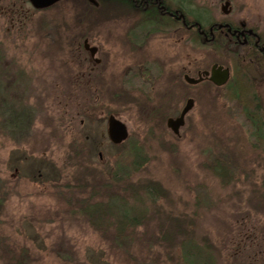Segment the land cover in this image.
Wrapping results in <instances>:
<instances>
[{"label":"rangeland","instance_id":"obj_1","mask_svg":"<svg viewBox=\"0 0 264 264\" xmlns=\"http://www.w3.org/2000/svg\"><path fill=\"white\" fill-rule=\"evenodd\" d=\"M221 4L216 0L206 7L219 17ZM190 7L196 8L193 15L208 19L204 7ZM228 9L235 22L264 32V0H231ZM38 15H46L51 27L40 30ZM18 26L11 28L0 15V83L5 99L30 118L13 129L14 121L0 115V264L9 248L15 254L22 246L31 264H179L174 243L183 234L169 248L152 245L148 239L163 233L157 232L160 226L188 229L212 264H264V85L259 101L247 106L256 104L261 113L252 115L262 125V138L254 134L243 105L224 95L226 87L205 83H184L180 107L187 97L194 103L175 135L165 120L177 112L162 113L172 103L148 97L139 83L137 91L120 85L117 63L102 82L76 79L83 62L74 59L75 43L64 36L65 22L53 10ZM211 57L207 52L202 61ZM236 89L233 84L227 93ZM110 114L128 129L119 144L107 136ZM117 169L129 172L128 178L122 174L128 186L157 183L161 195L135 200L147 212L144 227L111 247L71 202L116 177ZM80 187L87 192L71 194ZM138 193L136 198L143 191Z\"/></svg>","mask_w":264,"mask_h":264},{"label":"flooded vegetation","instance_id":"obj_2","mask_svg":"<svg viewBox=\"0 0 264 264\" xmlns=\"http://www.w3.org/2000/svg\"><path fill=\"white\" fill-rule=\"evenodd\" d=\"M221 1V6H229L231 0ZM213 3L216 0H55L37 8L31 0H0V15H5L13 28L15 24L21 27L38 12L53 10L65 22L68 34L64 36L69 43H75L74 59H82V70L76 79L102 82L105 73L115 71L110 64L117 63V75H122L120 85L133 91L139 83L146 88L140 92L148 97L157 95L154 98L172 103L162 110L177 112L167 116V127V119L182 114L187 99L194 101L192 96L187 97L180 107L184 83L192 87L213 85L212 69L221 67L220 71L227 68L229 73L228 82L221 87L229 85L237 67L232 61L234 51L241 60L243 80L247 86L253 85V97L259 101L257 91L264 85V32L258 25L235 22L227 16L229 12L221 10L223 15L216 16L206 7ZM192 5L204 7L201 9L208 19L193 15L196 8ZM111 8L115 13L109 15L106 12ZM38 17L40 30L51 27L46 15ZM207 52L212 57L203 62ZM185 76L197 82L188 83Z\"/></svg>","mask_w":264,"mask_h":264},{"label":"trees","instance_id":"obj_3","mask_svg":"<svg viewBox=\"0 0 264 264\" xmlns=\"http://www.w3.org/2000/svg\"><path fill=\"white\" fill-rule=\"evenodd\" d=\"M236 51L233 52V59H236L235 63L237 64L236 69L234 70L235 75L232 76V79L225 88L224 95L232 98L239 102V104L243 105V109L245 110V117L250 121L252 130L257 137L262 138V125L258 122L255 117H259L261 113H259V109H257L256 104L253 106H247L251 103V101H256L254 99V92L251 85L247 86L243 80V75H241L240 71V62L239 58H236ZM1 75V74H0ZM233 84H237V89L233 92L229 91L227 93L228 88ZM6 88L4 85L0 83V115L1 112L12 119L16 127L13 129H17L20 127L25 119L26 121L30 118H27V113L19 108V110L15 109V105L6 100ZM251 113H249L251 111ZM22 112L23 115H17V113ZM249 114V115H247ZM255 117H253V115ZM261 132V133H260ZM51 174H56V171L53 169ZM113 176L109 179L102 180L101 184L96 183L93 186V191H86L84 188L80 187L77 191H72L71 194H79L82 191L87 192V196H75L74 200L71 202L72 208L75 211H79L83 216L86 217L88 223L99 232L102 239L105 242L109 241V246H120L124 241L130 240L140 232H138V228L140 226L144 227L145 219H146V211L139 209L135 205V200L138 198H144L143 201L149 200L150 198L155 201L160 197V187H157V183H153L154 185H142L138 189H136L133 185L128 186V182H124V178L129 177V172H125L123 170L117 169L116 172H112ZM126 176V177H125ZM1 188V185H0ZM72 188V186H71ZM71 190V189H70ZM138 191H143V194L136 198V194H139ZM1 196V195H0ZM4 196V195H3ZM0 203L3 200V197H0ZM157 232H163L162 234L153 235L151 239H148L152 245L165 246L167 248L173 246L172 241L177 239V234H183L180 238L177 247L180 249L179 264H200L205 259L204 264H212L210 261L208 254L205 249L199 248L197 242L191 238L188 229H184V231L168 230L163 226H160ZM185 236V237H184ZM9 256L6 260H4L1 264H31L28 258V254L26 253V248L22 246V249L18 250L17 253L14 254V250H8ZM207 259V260H206ZM143 264V263H141Z\"/></svg>","mask_w":264,"mask_h":264},{"label":"water","instance_id":"obj_4","mask_svg":"<svg viewBox=\"0 0 264 264\" xmlns=\"http://www.w3.org/2000/svg\"><path fill=\"white\" fill-rule=\"evenodd\" d=\"M31 1L35 7L42 8V7L49 6L55 0H31ZM221 10L223 11V13H228L229 9H228L227 3L221 6ZM91 54H94V52L92 51ZM219 68L221 67H218L215 70L212 69L213 74H215L213 75L212 80L216 85H222L223 83H225L229 76L227 68H224L221 71L219 70ZM185 79L189 83L197 82V80H193L189 78L188 76H185ZM185 103L186 104L181 112L182 114H180L176 118H168L166 121L167 126L175 134H178L179 127L183 125L184 114L191 108L193 100L188 99L187 102ZM107 134H108L110 141L117 144V143L122 142L127 137V128L121 120L114 117V115H110L107 118Z\"/></svg>","mask_w":264,"mask_h":264},{"label":"bare ground","instance_id":"obj_5","mask_svg":"<svg viewBox=\"0 0 264 264\" xmlns=\"http://www.w3.org/2000/svg\"><path fill=\"white\" fill-rule=\"evenodd\" d=\"M248 120V119H247ZM248 122L250 123V121L248 120ZM250 125H251V123H250ZM252 127V126H251Z\"/></svg>","mask_w":264,"mask_h":264}]
</instances>
